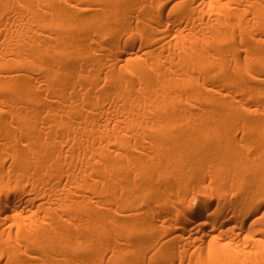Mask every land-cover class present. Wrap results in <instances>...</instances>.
Wrapping results in <instances>:
<instances>
[{
  "label": "bare ground",
  "instance_id": "bare-ground-1",
  "mask_svg": "<svg viewBox=\"0 0 264 264\" xmlns=\"http://www.w3.org/2000/svg\"><path fill=\"white\" fill-rule=\"evenodd\" d=\"M0 264H264V0H0Z\"/></svg>",
  "mask_w": 264,
  "mask_h": 264
}]
</instances>
